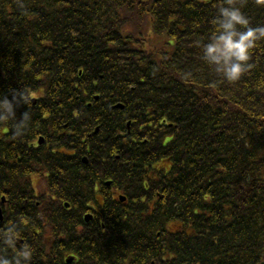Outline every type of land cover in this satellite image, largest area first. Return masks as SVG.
Segmentation results:
<instances>
[{
    "label": "trees",
    "instance_id": "obj_1",
    "mask_svg": "<svg viewBox=\"0 0 264 264\" xmlns=\"http://www.w3.org/2000/svg\"><path fill=\"white\" fill-rule=\"evenodd\" d=\"M225 2L0 0V98L30 116L21 135L0 122V231L17 225L31 264H264V41L238 83L208 67ZM235 2L264 26V0Z\"/></svg>",
    "mask_w": 264,
    "mask_h": 264
},
{
    "label": "clouds",
    "instance_id": "obj_2",
    "mask_svg": "<svg viewBox=\"0 0 264 264\" xmlns=\"http://www.w3.org/2000/svg\"><path fill=\"white\" fill-rule=\"evenodd\" d=\"M214 31L207 42L201 45L202 61L210 67L223 81L238 83L254 67L250 61L259 42L264 41V26L253 27L249 18L235 0H226L218 7L212 21ZM29 101L20 96L12 100L0 98V122L16 121L15 135H21L27 121L28 113L19 121L16 119L14 104ZM29 218L21 221L27 225ZM21 240V232L16 224L0 231V243L13 251L11 257L0 255V264H31L33 249Z\"/></svg>",
    "mask_w": 264,
    "mask_h": 264
},
{
    "label": "flooded vegetation",
    "instance_id": "obj_3",
    "mask_svg": "<svg viewBox=\"0 0 264 264\" xmlns=\"http://www.w3.org/2000/svg\"><path fill=\"white\" fill-rule=\"evenodd\" d=\"M58 134H62V133H58ZM44 136H43V134L38 133L36 135V137H34V139H32V141H34V143H35V145H33V146H35L38 149L40 148L41 151L42 150H46V148L48 147V146H41V145H43L45 143V137ZM41 137L44 139V141L39 146L37 144V142H38V139L41 138ZM47 150L53 151L52 152V154H53L52 157H55L56 156V153H57L56 151L61 150V151H64L65 152L67 150V147H65V146L64 147H62V146H53V147H48ZM44 155H46V153ZM29 167H30V169H32V168H35V169L29 171L28 174H26V180L29 181V182L31 181L32 184H33L34 179L38 178L40 180V182L43 183L44 186H47V184L49 183V180H50V176H52V174L48 170V168L46 167V164H44V163H42V162L39 161V162H36V163H31ZM110 194H111L110 195L111 197L116 198L117 194H119V193L115 189H111ZM37 199H38V196L35 195V202H36L35 204H36V206H39V204H37V203H39V201ZM54 199H56V200L58 199L59 200V197H54ZM61 202H62L63 206H64V204L66 206H68V208H66V210H70L71 204L68 201H63L62 200ZM95 208L97 210V205L94 202L91 203V205L88 208L85 209L87 211L83 210L82 216L84 217L88 213L93 216L92 211H94ZM71 210L75 214L76 213V210L78 211L77 205H74V208L71 209Z\"/></svg>",
    "mask_w": 264,
    "mask_h": 264
},
{
    "label": "rangeland",
    "instance_id": "obj_4",
    "mask_svg": "<svg viewBox=\"0 0 264 264\" xmlns=\"http://www.w3.org/2000/svg\"><path fill=\"white\" fill-rule=\"evenodd\" d=\"M33 185L37 190H42L43 188V183L40 182V180L38 178L34 179L33 181Z\"/></svg>",
    "mask_w": 264,
    "mask_h": 264
},
{
    "label": "water",
    "instance_id": "obj_5",
    "mask_svg": "<svg viewBox=\"0 0 264 264\" xmlns=\"http://www.w3.org/2000/svg\"><path fill=\"white\" fill-rule=\"evenodd\" d=\"M118 107H119V106H118ZM97 131H98V129L95 130V132H97ZM85 161H86V160H84V162H85ZM122 199H123V198H122ZM85 220L88 221L89 218L86 217ZM68 262H71V261H68Z\"/></svg>",
    "mask_w": 264,
    "mask_h": 264
}]
</instances>
